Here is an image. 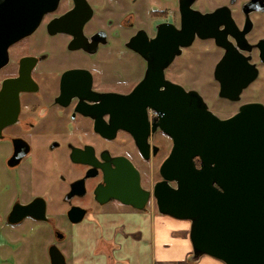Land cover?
<instances>
[{"label": "flooded vegetation", "instance_id": "1", "mask_svg": "<svg viewBox=\"0 0 264 264\" xmlns=\"http://www.w3.org/2000/svg\"><path fill=\"white\" fill-rule=\"evenodd\" d=\"M215 1L58 0L31 34L7 47L0 232L25 219L57 229L60 219L73 227L105 207L135 211L109 194L113 180V192L138 201L137 176L146 208L157 210L153 187L173 145L159 126L157 95L173 103L174 93L192 94L220 118L247 103L264 108V0ZM4 80L12 86L2 88ZM117 158L134 171L123 162L116 169ZM27 205L42 218L9 223L13 207ZM51 245L61 251L53 241L47 251Z\"/></svg>", "mask_w": 264, "mask_h": 264}, {"label": "water", "instance_id": "2", "mask_svg": "<svg viewBox=\"0 0 264 264\" xmlns=\"http://www.w3.org/2000/svg\"><path fill=\"white\" fill-rule=\"evenodd\" d=\"M57 2L0 0V67L7 61V47L31 34L43 14L53 10ZM197 30L203 35L207 28L200 25ZM10 86V80L3 81L2 88ZM220 95L231 97L224 87ZM157 99L162 113L159 126L173 139L172 149L159 168L162 179L153 187L157 211L189 221L188 236L195 259L209 255L224 264H264L263 106L243 104L233 115L220 118L192 94L174 93L173 103L166 95H157ZM9 120L2 119L1 123ZM195 157L199 158L198 166ZM112 162L118 170L123 162L134 171L124 158ZM116 185L112 180L113 190L118 189ZM134 187L138 201L125 199L118 191L112 190L109 195L144 211L147 192H140L138 176ZM105 201L99 198V202ZM30 209L28 205L13 207L9 223L15 224L27 215L42 218L41 210L33 215ZM81 219L80 215L71 222ZM48 256L51 264H66L55 245L49 247Z\"/></svg>", "mask_w": 264, "mask_h": 264}, {"label": "crops", "instance_id": "3", "mask_svg": "<svg viewBox=\"0 0 264 264\" xmlns=\"http://www.w3.org/2000/svg\"><path fill=\"white\" fill-rule=\"evenodd\" d=\"M188 230V220L152 208L104 212L72 227L63 254L68 264H224L209 255L193 258ZM10 256L0 250V264Z\"/></svg>", "mask_w": 264, "mask_h": 264}, {"label": "rangeland", "instance_id": "4", "mask_svg": "<svg viewBox=\"0 0 264 264\" xmlns=\"http://www.w3.org/2000/svg\"><path fill=\"white\" fill-rule=\"evenodd\" d=\"M215 0H205V6H213ZM6 195L0 194V212L4 210L3 204ZM124 207H105L103 212H124ZM57 229L50 224L39 221L22 220L15 228L6 225L0 232V250L9 251L11 256L7 259L9 264H51L47 248L53 241L62 252L69 250L72 227L65 219L57 221ZM56 230V231H55ZM8 232V233H7ZM55 232L64 234L61 239ZM4 249V250H3ZM69 262L68 257L66 258Z\"/></svg>", "mask_w": 264, "mask_h": 264}]
</instances>
